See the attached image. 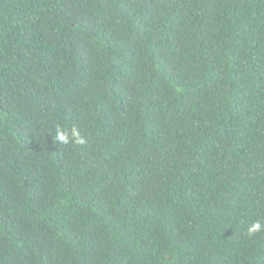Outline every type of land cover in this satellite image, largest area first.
<instances>
[{
	"label": "trees",
	"instance_id": "16d2710c",
	"mask_svg": "<svg viewBox=\"0 0 264 264\" xmlns=\"http://www.w3.org/2000/svg\"><path fill=\"white\" fill-rule=\"evenodd\" d=\"M256 221L264 0H0V264H264Z\"/></svg>",
	"mask_w": 264,
	"mask_h": 264
},
{
	"label": "clouds",
	"instance_id": "9594fccd",
	"mask_svg": "<svg viewBox=\"0 0 264 264\" xmlns=\"http://www.w3.org/2000/svg\"><path fill=\"white\" fill-rule=\"evenodd\" d=\"M59 130V129H58ZM57 130V132H58ZM73 133H74V142L77 144H84L85 143V138L81 136L80 131L76 129L75 127L73 128ZM55 139H59L63 141L65 144L69 143L68 138L64 135L63 132H58V135H56ZM264 229V225H262L259 221L253 222L251 226L248 228L247 232L248 235H253L254 233L261 231Z\"/></svg>",
	"mask_w": 264,
	"mask_h": 264
}]
</instances>
